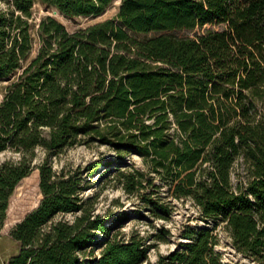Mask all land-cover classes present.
I'll return each mask as SVG.
<instances>
[{
	"label": "trees",
	"instance_id": "obj_1",
	"mask_svg": "<svg viewBox=\"0 0 264 264\" xmlns=\"http://www.w3.org/2000/svg\"><path fill=\"white\" fill-rule=\"evenodd\" d=\"M36 1L66 17L113 2L0 0V153L12 154L0 161V227L43 152L42 199L10 230L19 247L5 264H224L219 223L264 264V0H120L114 17L73 31L51 15L34 28ZM206 25L223 27L173 33ZM82 144L111 150L106 168L141 158L116 176L153 219L188 199L213 225H184L151 263L169 229L116 239L81 171L54 168Z\"/></svg>",
	"mask_w": 264,
	"mask_h": 264
},
{
	"label": "rangeland",
	"instance_id": "obj_2",
	"mask_svg": "<svg viewBox=\"0 0 264 264\" xmlns=\"http://www.w3.org/2000/svg\"><path fill=\"white\" fill-rule=\"evenodd\" d=\"M119 3L120 0H113L102 14L95 17H66L55 8L45 7L36 1L33 6L34 28L37 27L40 18L51 15L60 21L67 30L73 31L114 17L118 11ZM209 27L221 29L223 26L206 25L203 28L176 30L173 33L179 36H194L202 32L204 28ZM111 155V150H108L105 146L96 144L90 146L77 145L65 150L60 155L59 160L54 163V168L59 169L64 165L67 169L81 171L86 186L83 192L84 197H93L94 212L106 219V226L113 227L112 233L116 236V239H127L129 234L135 230L146 236L152 230L150 225L166 227L171 235L167 237L165 242L155 243V246L149 250L148 259L151 263H154L159 254H166L175 248L176 243L180 240L179 231L184 225L189 224L193 227L213 225L211 220H205L202 217L198 207L188 199H172L173 212L167 221L150 217L135 195H128L123 191L121 182L116 176L117 169L126 166L144 168L141 158L136 154H131L125 157L123 165L126 166L106 168L98 165L104 158ZM10 156H12L10 152L0 153V161ZM42 158L43 152L38 151L33 162L35 165L33 170L19 182L10 197L6 219L0 227V264H5L7 259L18 251V243L11 237L10 230L27 213L35 209L42 199L39 188V171L37 169ZM94 165L97 166L94 168ZM119 215L121 220L117 222L115 219ZM59 217L60 215L57 218ZM65 217L71 218V215L67 214ZM215 231L219 237V244L216 249L219 251L224 264H257L233 247L230 233L224 228L223 223H219Z\"/></svg>",
	"mask_w": 264,
	"mask_h": 264
},
{
	"label": "water",
	"instance_id": "obj_3",
	"mask_svg": "<svg viewBox=\"0 0 264 264\" xmlns=\"http://www.w3.org/2000/svg\"><path fill=\"white\" fill-rule=\"evenodd\" d=\"M34 164V163H33Z\"/></svg>",
	"mask_w": 264,
	"mask_h": 264
}]
</instances>
